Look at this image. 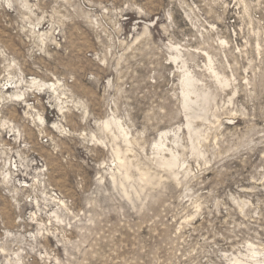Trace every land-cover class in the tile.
<instances>
[{
    "label": "rangeland",
    "instance_id": "rangeland-1",
    "mask_svg": "<svg viewBox=\"0 0 264 264\" xmlns=\"http://www.w3.org/2000/svg\"><path fill=\"white\" fill-rule=\"evenodd\" d=\"M259 10L0 0V264H264Z\"/></svg>",
    "mask_w": 264,
    "mask_h": 264
},
{
    "label": "bare ground",
    "instance_id": "bare-ground-1",
    "mask_svg": "<svg viewBox=\"0 0 264 264\" xmlns=\"http://www.w3.org/2000/svg\"><path fill=\"white\" fill-rule=\"evenodd\" d=\"M187 81H191V78H188L187 79ZM9 89V88H8ZM20 93V92H19ZM21 95H25V93L24 92H22V93H20V94H18V96H21ZM24 99H26V98H24ZM164 141H160L159 143H158V147L160 148V151H163V146H164ZM166 161H165V163L168 165V166H174L175 164H176V159H175V157L173 156V154H172V157L171 158H167V159H165ZM253 250H255V249H253ZM254 253L256 254L257 253V251L255 252L254 251ZM257 261H259V260H257ZM237 262H241L239 259L237 260Z\"/></svg>",
    "mask_w": 264,
    "mask_h": 264
},
{
    "label": "built area",
    "instance_id": "built-area-1",
    "mask_svg": "<svg viewBox=\"0 0 264 264\" xmlns=\"http://www.w3.org/2000/svg\"><path fill=\"white\" fill-rule=\"evenodd\" d=\"M256 17L258 18H264V10H259L255 12Z\"/></svg>",
    "mask_w": 264,
    "mask_h": 264
}]
</instances>
